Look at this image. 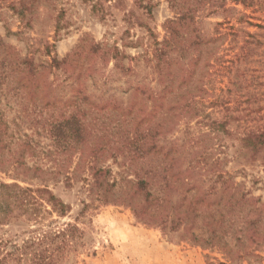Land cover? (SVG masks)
Returning a JSON list of instances; mask_svg holds the SVG:
<instances>
[{
    "label": "rangeland",
    "instance_id": "rangeland-1",
    "mask_svg": "<svg viewBox=\"0 0 264 264\" xmlns=\"http://www.w3.org/2000/svg\"><path fill=\"white\" fill-rule=\"evenodd\" d=\"M9 1L0 5V38L13 46L21 57H31L34 64L46 66L52 57L63 59L87 36L101 44L117 46L126 55L124 66L131 69L129 75L122 77L113 69L112 61L98 62L96 81L88 79L86 83L88 93L113 95L124 103L132 92L129 86L137 82L153 90L158 88L152 49L165 37V21L175 15L167 0H101L96 12L92 11L96 0H57L53 5L62 11V16L58 22L60 29L55 34L57 23L48 17L55 10L49 12L44 4V9L40 7V17L31 22V28L20 26L19 30V20L7 8ZM226 3L235 9L226 19L221 14H213L212 11H221L215 9L198 12L195 16L197 26L204 33L212 34L218 29L226 33L227 39L211 59L212 66L202 81L205 90L202 97L191 100L197 113L180 118L177 127L164 139L166 148L178 153L172 171H199L206 187L218 173H229L254 197L264 200L262 155L248 157L245 161L236 158L234 153L238 143L236 136L245 128L262 123L264 36L257 37L263 44L255 45L245 33H264L254 26H264V0H247V6ZM216 23L223 24L217 26ZM18 31L20 33L15 34ZM46 40L54 46L50 57L43 54ZM246 40L253 44L243 52L241 47ZM193 49L185 62L194 56ZM38 78L41 85L64 83L59 71L42 69ZM196 84L195 75L189 90ZM62 94L60 88L57 96ZM25 102L16 92L1 95L0 109L11 135L0 143V181L21 187H47L69 211L60 217L44 205L34 218L19 217L0 225V239L7 241V250L20 247L21 264L33 263L35 255L36 264H45L49 259L53 264H264L257 257L261 252L226 261L219 250L197 246L182 238L179 231L140 220L131 207L110 200L111 196H101L103 189L96 190L91 185L89 164L79 161L81 147L55 140L46 123L50 120L49 110L40 108L42 104L25 110ZM231 112L237 120H231L226 127L229 134L218 132L209 141L198 136L201 131H207L205 124L209 117L219 118ZM154 161L157 163L158 158ZM126 163L121 156L116 159L109 156L98 165L109 169V183L113 180L119 183L125 175L133 179V172L127 171ZM23 171H36L37 176L31 177L32 172H29L23 178ZM70 226L77 230L67 233ZM14 263L13 260L8 262Z\"/></svg>",
    "mask_w": 264,
    "mask_h": 264
},
{
    "label": "trees",
    "instance_id": "trees-1",
    "mask_svg": "<svg viewBox=\"0 0 264 264\" xmlns=\"http://www.w3.org/2000/svg\"><path fill=\"white\" fill-rule=\"evenodd\" d=\"M56 1L11 0L7 8L19 20L20 30L21 27L31 28V22L40 17V7L44 9L45 4L49 12L55 10L53 15H48L57 23L55 34L60 29L58 22L62 16V11L53 5ZM98 1L101 2L96 0L92 5L93 12L100 6ZM227 1L247 6V0H167L175 15L165 21V37L152 49V67L158 88L153 90L147 84L137 82L129 86L132 92L124 103L113 95L94 96L88 93L86 86L88 79L93 83L96 81L99 71L96 64L104 59L112 61L113 69L122 77L129 75L130 67L123 64L126 55L117 46L101 44L84 36L63 59L52 57L44 66L34 64L31 57H21L13 46L0 38V99L1 95L12 91L17 97L26 99L25 110L36 108L38 104L49 110V114L45 111L50 118L46 122L50 127L48 132L57 141L81 147L79 161L89 164L91 185L96 190L103 189L101 196H111L110 200L131 207L140 220L155 222L162 229L169 227L172 231H179L182 238L197 246L219 250L226 261L261 252L257 257L262 263L264 200L254 197L229 173H218L212 184L206 187L199 171H172L178 153L167 149L164 139L177 127L180 118L197 113L191 100L202 97L205 91L202 81L212 66L211 59L227 39L226 33L218 29L212 34L204 33L197 26L195 16L198 12L215 9L221 11H212L213 14H221L226 19L235 11ZM4 2L6 0H1L0 5ZM254 26L264 31L263 25ZM18 33L20 31L15 34ZM245 34L255 45L263 44L257 37L262 38L264 33ZM247 40L242 44L243 52L253 44ZM42 48L43 54L50 57L54 46L46 40ZM191 48L195 54L185 62ZM42 69L59 71L64 76L63 85L53 82L41 85L38 76ZM195 75L198 84L189 90ZM60 88L63 94L59 97ZM233 113L219 118L209 117L205 124L207 131H201L198 136L209 141L218 132L229 134L226 127L231 120H237ZM260 117L261 124L251 125L236 136V158L247 161L248 157L262 155L264 160L262 109ZM8 131L0 109V143L11 135ZM109 156L113 159L121 156L127 162V171L132 170L133 179L125 175L119 183L115 180L109 183V169L98 165ZM154 158H158L157 163ZM139 161L146 165H139ZM29 172H32L31 177L37 176L36 171H23V178ZM44 205L60 217L69 211V207L47 187H21L17 183L0 181V225L19 217L34 218ZM74 230L77 229L70 226L66 232ZM61 234L65 235V231ZM44 238L48 239L47 236ZM6 242L0 239V264L12 260L14 264H21L23 253L20 247L8 251ZM32 245L34 243L29 246ZM35 259L36 255L31 264H36ZM45 264L53 263L49 259Z\"/></svg>",
    "mask_w": 264,
    "mask_h": 264
}]
</instances>
